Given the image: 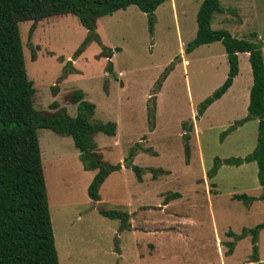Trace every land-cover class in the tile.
<instances>
[{"label": "rangeland", "instance_id": "rangeland-1", "mask_svg": "<svg viewBox=\"0 0 264 264\" xmlns=\"http://www.w3.org/2000/svg\"><path fill=\"white\" fill-rule=\"evenodd\" d=\"M202 2H164L154 13L153 33L148 14L137 6L99 18L96 31L102 44L114 50V74L107 72L109 59L100 56L103 47L97 42L75 58L88 35L76 15L40 20L32 36L34 22H20L26 69L36 88L35 108L54 112L57 102L75 116L77 104L68 95L81 89L86 100L96 104L93 120L117 123L115 136L95 135L104 160L123 167L103 183L100 201L88 195L95 172L83 168L72 137L38 130L60 264L259 263L252 258L250 234L239 240L229 236L230 231L241 235L244 229L264 223L258 165L226 162L244 158L257 145L258 118L236 125L248 115L252 67L249 54H240L239 74L229 91L196 117L199 105L223 85L230 68L220 41L186 51L197 34ZM220 4L224 11L214 14L211 27L260 41L264 53V0H220ZM29 43L36 47L35 60ZM69 61L77 71L60 81ZM154 93L156 98H151ZM185 125H192L188 163ZM131 150H137L133 164L144 169L142 181L127 167ZM217 159L222 163L209 178ZM152 169L165 172L154 178ZM173 192L182 197L163 206L166 195ZM236 194L257 200L248 206L235 199ZM101 209L128 212L136 230L120 231V220L102 215ZM231 241L235 247L229 253ZM257 245L264 264V228Z\"/></svg>", "mask_w": 264, "mask_h": 264}, {"label": "trees", "instance_id": "trees-1", "mask_svg": "<svg viewBox=\"0 0 264 264\" xmlns=\"http://www.w3.org/2000/svg\"><path fill=\"white\" fill-rule=\"evenodd\" d=\"M168 0H0V264H60L56 247L44 167L38 130L47 128L59 135L72 137L79 150V158L86 170H96L93 180L88 187V195L93 201L102 199L100 189L108 176L122 168L121 163L111 164L104 160L95 141V135L104 133L115 136L116 122L93 120L96 104L86 100L85 92L76 89L68 95V100L77 104V114L70 116L65 108L53 103L56 111H40L35 108L34 97L36 88L34 81L28 77L24 46L20 31V22L33 21L30 36L37 28V23L50 16L74 14L87 29L88 35L75 53L78 58L89 44L97 42L103 47L100 56L109 59L107 72L114 74L111 61L114 50L102 44L97 33L99 18L114 12L137 6L148 14L150 32L154 31V13L160 5ZM220 0H203L197 14L198 30L196 37L189 42L187 52L204 44L222 42L229 61L228 77L223 85L211 96L206 98L198 108L196 117L199 118L214 102L219 100L233 85L239 74V53H249L252 67L253 85L250 91L248 115L237 121L243 125L253 118L259 119L258 141L253 152L244 158H232L228 164L240 165L245 162H256L260 184L264 187V53L263 43L239 39L228 30H214L211 27L216 12H223ZM32 59L37 58L36 47L29 43ZM120 48H115L119 51ZM63 61V60H62ZM77 70L72 61L67 62L63 80L68 74ZM157 82L156 89L161 87ZM105 90L107 87L105 86ZM57 94L54 89V95ZM156 94L151 98H156ZM155 106L149 108V122L154 126ZM187 163L190 159L188 132L192 125H185ZM235 126L232 127L234 129ZM145 151H150L145 150ZM137 150H131L130 163L127 167L136 173L138 181L143 180L144 169L133 164ZM217 159L214 169L207 173L209 178L221 165ZM162 169H152L154 178L164 173ZM180 192H173L165 197L164 205L171 200L181 198ZM235 199L251 205L257 200L246 194H236ZM264 200V192L260 197ZM100 213L108 218L120 220V231L131 228L130 214L122 210L101 209ZM264 223L253 229H244L241 235L230 231L229 236L241 239L252 236L255 262L258 258V236ZM229 253L234 251L235 242L227 243Z\"/></svg>", "mask_w": 264, "mask_h": 264}, {"label": "crops", "instance_id": "crops-1", "mask_svg": "<svg viewBox=\"0 0 264 264\" xmlns=\"http://www.w3.org/2000/svg\"><path fill=\"white\" fill-rule=\"evenodd\" d=\"M170 1L173 2V0H170ZM240 54H243V53H239V54H238L239 57H240ZM248 54H249V53H248ZM185 61H187V60H185ZM185 61H184V62H185ZM228 91H229V90H228ZM224 95H225V94H224ZM214 103H215V102H214ZM214 103H213V104H214ZM213 104H212V105H213ZM116 133H117V132H116ZM77 149H78V148H77ZM83 168H84V166H83ZM122 168H123V167H122ZM122 168H121V169H122ZM87 171H88V170H87ZM89 171H94L95 174L97 173L96 170H89ZM94 176H95V175H94ZM104 183H105V182H104ZM101 200H102V199H101ZM168 204H169V203H168ZM166 205H167V204H166ZM163 206H165V205L163 204ZM130 222H131V228H130V230H131V229L136 230V229H135L136 227L134 228L133 225H132L133 223H132V220H131V215H130ZM137 230H138V229H137Z\"/></svg>", "mask_w": 264, "mask_h": 264}]
</instances>
